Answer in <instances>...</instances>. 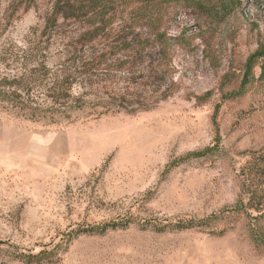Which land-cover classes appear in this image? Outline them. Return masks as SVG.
Returning a JSON list of instances; mask_svg holds the SVG:
<instances>
[{
    "label": "rangeland",
    "instance_id": "374dc122",
    "mask_svg": "<svg viewBox=\"0 0 264 264\" xmlns=\"http://www.w3.org/2000/svg\"><path fill=\"white\" fill-rule=\"evenodd\" d=\"M52 3L0 4V264H264V0L127 4L91 42Z\"/></svg>",
    "mask_w": 264,
    "mask_h": 264
},
{
    "label": "trees",
    "instance_id": "16d2710c",
    "mask_svg": "<svg viewBox=\"0 0 264 264\" xmlns=\"http://www.w3.org/2000/svg\"><path fill=\"white\" fill-rule=\"evenodd\" d=\"M0 0V4H1ZM166 0H53L52 8L50 12L49 22L52 24L51 26H56L59 21L67 22V21H79V22H89L88 30L85 32L84 37H93V35H97L101 32L104 25H107L111 20V17H116L121 13L120 8L125 5H133L136 7V13H138V19L140 21H146L149 23L152 21L150 14L151 10L155 13L157 11L163 10V7ZM163 5V7L161 6ZM150 7V12H149ZM157 10V11H156ZM157 18V17H156ZM93 24H90V21H93ZM95 30H92L94 29ZM158 41H163V36L159 35V33L155 36ZM163 37V38H162ZM90 39V38H89ZM96 39V38H94ZM93 39L87 40V42H91ZM86 42V43H87ZM85 43V44H86ZM84 44V45H85ZM162 48L164 46H168L169 44H161ZM165 50V49H161ZM255 57H264V50L258 52ZM116 225H104V226H90L88 228H83L85 233H94V232H103L109 228H115ZM181 229H190L193 228V225L187 226H178ZM255 242L264 247V232H258V235L255 237ZM39 256V255H38ZM37 255H29V261L33 259H37Z\"/></svg>",
    "mask_w": 264,
    "mask_h": 264
}]
</instances>
